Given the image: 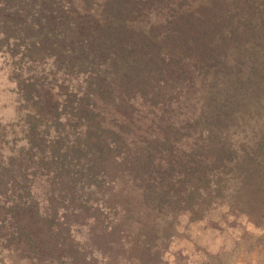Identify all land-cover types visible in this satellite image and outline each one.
<instances>
[{
    "label": "trees",
    "instance_id": "trees-1",
    "mask_svg": "<svg viewBox=\"0 0 264 264\" xmlns=\"http://www.w3.org/2000/svg\"><path fill=\"white\" fill-rule=\"evenodd\" d=\"M0 53L26 103L0 128L6 251L156 264L179 213L264 223V0H0Z\"/></svg>",
    "mask_w": 264,
    "mask_h": 264
},
{
    "label": "rangeland",
    "instance_id": "rangeland-1",
    "mask_svg": "<svg viewBox=\"0 0 264 264\" xmlns=\"http://www.w3.org/2000/svg\"><path fill=\"white\" fill-rule=\"evenodd\" d=\"M18 91L13 60L0 53V128L5 131L18 130L26 114V103L20 99ZM4 130L1 129L0 134H4ZM5 139L7 143L1 142V145L8 149L21 137L8 134ZM237 209L236 204L222 201L208 207L206 212L177 214L175 227L168 226L169 222L161 223L164 231H160V253L155 263L264 264V223L249 219ZM260 221L264 222V216ZM0 258L3 264H31L28 259L6 251L2 245Z\"/></svg>",
    "mask_w": 264,
    "mask_h": 264
}]
</instances>
